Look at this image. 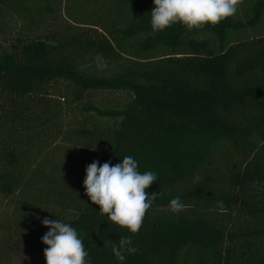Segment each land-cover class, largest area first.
<instances>
[{
    "label": "trees",
    "instance_id": "trees-1",
    "mask_svg": "<svg viewBox=\"0 0 264 264\" xmlns=\"http://www.w3.org/2000/svg\"><path fill=\"white\" fill-rule=\"evenodd\" d=\"M153 8L0 0V264H45L44 218L75 228L91 264H264V0L192 30L153 32ZM223 142L236 165L195 180ZM125 156L158 177L136 234L83 185ZM122 236L138 249L123 262L107 243Z\"/></svg>",
    "mask_w": 264,
    "mask_h": 264
},
{
    "label": "clouds",
    "instance_id": "clouds-1",
    "mask_svg": "<svg viewBox=\"0 0 264 264\" xmlns=\"http://www.w3.org/2000/svg\"><path fill=\"white\" fill-rule=\"evenodd\" d=\"M153 3L150 23L153 32H158L175 23L182 24L188 30L201 29L205 25L215 26L234 16L243 0H153ZM157 179L153 171L141 174L134 158L125 156L122 163L115 165L92 162L86 168L83 185L85 194L92 204L99 206L101 215H106L112 223L136 234L157 198L156 193L149 194L147 191ZM218 205L223 209L222 202H218ZM185 207L178 196L168 205L172 213H179ZM42 224L49 228L42 237V242L47 245L44 249L45 264H91L86 259L89 253L75 228L58 219L44 218ZM107 243L111 244L112 253L121 262L125 260V253L131 255L138 252L130 237H120L118 245L110 240Z\"/></svg>",
    "mask_w": 264,
    "mask_h": 264
},
{
    "label": "rangeland",
    "instance_id": "rangeland-1",
    "mask_svg": "<svg viewBox=\"0 0 264 264\" xmlns=\"http://www.w3.org/2000/svg\"><path fill=\"white\" fill-rule=\"evenodd\" d=\"M97 64L99 68H102L104 66V61L102 60V58L99 57L97 59ZM102 97H106L105 99L109 101H115L118 100V98H121L120 95H107ZM239 159L240 156L233 148H231L230 143L223 142L215 147L211 160L205 167L202 168L195 180L202 178L203 176L208 174H215L217 177H223L226 175L227 169L235 166L236 162Z\"/></svg>",
    "mask_w": 264,
    "mask_h": 264
}]
</instances>
